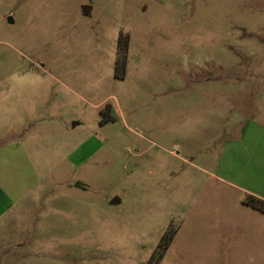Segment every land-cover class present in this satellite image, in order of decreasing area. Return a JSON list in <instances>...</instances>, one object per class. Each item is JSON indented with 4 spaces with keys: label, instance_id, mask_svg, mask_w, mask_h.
Returning a JSON list of instances; mask_svg holds the SVG:
<instances>
[{
    "label": "rangeland",
    "instance_id": "1",
    "mask_svg": "<svg viewBox=\"0 0 264 264\" xmlns=\"http://www.w3.org/2000/svg\"><path fill=\"white\" fill-rule=\"evenodd\" d=\"M247 120L264 0H0V159L26 178L0 264H264L221 169Z\"/></svg>",
    "mask_w": 264,
    "mask_h": 264
},
{
    "label": "crops",
    "instance_id": "2",
    "mask_svg": "<svg viewBox=\"0 0 264 264\" xmlns=\"http://www.w3.org/2000/svg\"><path fill=\"white\" fill-rule=\"evenodd\" d=\"M78 150L74 151V154ZM0 155H2L0 153ZM0 159V217L11 207V189H18L25 181L24 172L7 167ZM226 182L236 190L264 200V124L247 120L240 134L230 140L221 162ZM251 209V208H250ZM253 210V209H252ZM262 214V213H261Z\"/></svg>",
    "mask_w": 264,
    "mask_h": 264
},
{
    "label": "trees",
    "instance_id": "3",
    "mask_svg": "<svg viewBox=\"0 0 264 264\" xmlns=\"http://www.w3.org/2000/svg\"><path fill=\"white\" fill-rule=\"evenodd\" d=\"M127 50H128V39L122 37L119 42L118 49V60H117V76L119 78L124 77L125 67H126V59H127ZM244 205L264 214V200L257 198L253 195H249L247 200L244 202ZM167 237L163 239L161 245L158 247L152 260L159 261L164 253L167 250Z\"/></svg>",
    "mask_w": 264,
    "mask_h": 264
},
{
    "label": "water",
    "instance_id": "4",
    "mask_svg": "<svg viewBox=\"0 0 264 264\" xmlns=\"http://www.w3.org/2000/svg\"><path fill=\"white\" fill-rule=\"evenodd\" d=\"M11 20V19H10ZM113 202H116V200H114Z\"/></svg>",
    "mask_w": 264,
    "mask_h": 264
}]
</instances>
